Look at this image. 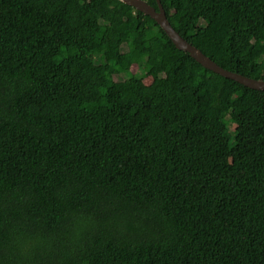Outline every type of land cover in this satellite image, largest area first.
Listing matches in <instances>:
<instances>
[{
	"label": "trees",
	"instance_id": "1",
	"mask_svg": "<svg viewBox=\"0 0 264 264\" xmlns=\"http://www.w3.org/2000/svg\"><path fill=\"white\" fill-rule=\"evenodd\" d=\"M160 1L264 80V0ZM0 264H264V90L121 0H0Z\"/></svg>",
	"mask_w": 264,
	"mask_h": 264
},
{
	"label": "water",
	"instance_id": "2",
	"mask_svg": "<svg viewBox=\"0 0 264 264\" xmlns=\"http://www.w3.org/2000/svg\"><path fill=\"white\" fill-rule=\"evenodd\" d=\"M121 1L131 5L135 9L141 11L143 14L149 15L151 18H153L163 29V31L166 33V35L169 37V39L177 49L189 53V55L204 68L220 74L223 77L235 80L236 82H239L240 84L249 88L264 90V80L250 78L219 66L215 61L206 56L200 49L184 39L168 21L160 0H156L157 9L149 5L146 0Z\"/></svg>",
	"mask_w": 264,
	"mask_h": 264
},
{
	"label": "rangeland",
	"instance_id": "3",
	"mask_svg": "<svg viewBox=\"0 0 264 264\" xmlns=\"http://www.w3.org/2000/svg\"><path fill=\"white\" fill-rule=\"evenodd\" d=\"M133 68H135V67H133ZM135 72H136V73H139V69H136Z\"/></svg>",
	"mask_w": 264,
	"mask_h": 264
}]
</instances>
